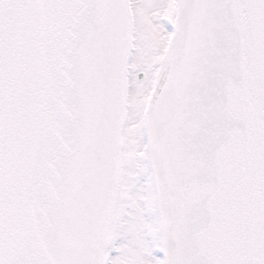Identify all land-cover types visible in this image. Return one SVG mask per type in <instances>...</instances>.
Instances as JSON below:
<instances>
[{"label":"snow or ice","instance_id":"snow-or-ice-1","mask_svg":"<svg viewBox=\"0 0 264 264\" xmlns=\"http://www.w3.org/2000/svg\"><path fill=\"white\" fill-rule=\"evenodd\" d=\"M0 264H264V0H0Z\"/></svg>","mask_w":264,"mask_h":264}]
</instances>
